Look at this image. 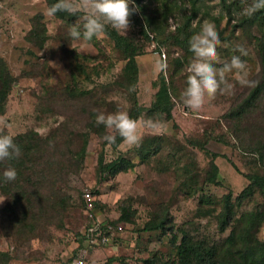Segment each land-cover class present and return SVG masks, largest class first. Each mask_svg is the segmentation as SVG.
<instances>
[{"label": "rangeland", "instance_id": "1", "mask_svg": "<svg viewBox=\"0 0 264 264\" xmlns=\"http://www.w3.org/2000/svg\"><path fill=\"white\" fill-rule=\"evenodd\" d=\"M162 1L134 0L135 11L129 18L130 27L125 35L143 48V52L135 56L137 103L148 107L152 102L159 86V73L177 93L170 97V118L151 113L148 116L141 114L136 120H164L170 125V134L154 135L141 128L143 139L138 147L129 148L122 140L112 149L110 145L102 144V137L87 130L81 113L75 111L66 118V112L60 106L64 98L61 89L75 82L78 87L94 90L90 100L97 105L98 114L128 111L129 98L115 84L120 79L124 60L112 41L106 35L93 37L88 51L80 52L69 36L74 24L82 25L80 15L65 22L47 15L44 0H0V58L14 78L0 111V120L5 122L3 130L11 136L27 130L45 136L62 122H68L73 134L86 132L74 139L75 144L83 140L85 143L78 173L67 178L65 192L71 195L69 202L72 203L67 221L60 228L47 225L19 250L13 237L7 235L0 224V252L8 254L6 264H68L80 244L79 235L87 218L111 228L105 243L89 247L84 264H148L144 262L148 258L171 264L175 258V245L169 241L172 234L176 236L175 244L182 232L192 238L217 242L222 235L214 229V214L221 205V196L230 192L233 199L248 183L249 174L261 175L264 180V153L259 156L256 152L243 151L241 146L245 141L234 134L235 123L222 118L260 80L261 67L254 45L257 32L242 14L245 0H226L233 2L229 14L219 0H199V10L190 20L191 28L196 24V33L205 20L216 25L222 42L217 49L222 62H230L233 55H240L239 48L246 51L247 55L241 59L246 62L248 79L253 82L251 86H241L234 74H229L232 91L218 94L198 112L187 108L182 99L184 76L194 54L189 63L171 73L170 58L178 56L179 50L161 45L156 48L151 38L153 34L148 31L146 38L139 31L138 22L144 24L143 13L149 14ZM175 1L185 8L189 6L188 0ZM37 15L45 34L40 46L26 37L32 19ZM165 23L171 30L175 25L174 18L168 16ZM160 24L164 25L161 21ZM74 46L76 49L72 48ZM158 61H166L165 72L157 71ZM262 82L264 84V77ZM101 84L107 85L105 91L99 88ZM261 110H264V88L259 110L246 114L240 122L250 138L259 141L264 137ZM104 132L110 134L105 127ZM101 149L105 161L120 155L134 162V167L114 176L101 174L99 178L95 174V161ZM211 162L217 167L216 184L205 179ZM84 191H89L91 200L94 199L98 206L91 203L87 211L78 205L77 192L83 194ZM0 200H3L0 201L1 208L4 204L2 195ZM120 202L133 211L132 222H113L119 215ZM160 203L171 216V231H142L140 227L150 217L153 206ZM256 207L264 208V191L254 188L235 211ZM256 236L264 240V218Z\"/></svg>", "mask_w": 264, "mask_h": 264}, {"label": "trees", "instance_id": "2", "mask_svg": "<svg viewBox=\"0 0 264 264\" xmlns=\"http://www.w3.org/2000/svg\"><path fill=\"white\" fill-rule=\"evenodd\" d=\"M46 7H50L57 0H44ZM199 0H188L189 6L185 8L183 4H177L175 0L162 1L161 5L151 9L149 14H144V24L139 23V31L147 38L148 31L151 32L152 39L158 46L174 47L179 50V55L170 58L172 72L180 69L184 63H189L192 52L189 49V40L196 33V27H190V20L199 10ZM219 3L229 14L233 2L219 0ZM140 10H143L140 8ZM205 13V11H203ZM69 15L66 12H58L56 19L71 22L78 17ZM168 16L174 18L175 25L169 30L166 25ZM39 15L32 19L31 28L26 37L31 43L40 46L45 39L44 26L38 22ZM245 19V18H244ZM246 20L256 28L257 36L254 37V45L257 49V56L260 63V80L254 84L247 94L237 102L233 108L222 115V118L235 123L234 134L240 135L245 144L241 146L243 151L256 152L263 155L264 137L258 139L250 138L246 129L241 127L240 122L246 114L254 110H259V100L264 88V10L258 11ZM164 23V25H161ZM105 35L112 41L115 49L122 55L124 64L121 68L120 79L115 84L127 95L130 101L128 114L133 119L151 113L161 114L164 119L170 118L172 101L170 97L174 93L172 85L165 83L163 76L159 73V86L154 94V99L148 107L141 106L136 101V75L137 66L135 56L143 52L142 45L135 43L126 35L118 33L116 30L107 27ZM169 68V66H168ZM187 74L184 76L183 89L186 88ZM14 78L9 73L4 61L0 58V111L9 88ZM106 84H101L99 88L105 91ZM92 88H82L75 85L61 89L63 99L60 102L61 110L68 115L75 111L83 115L84 123L88 131L95 133L98 137H104V125L96 124L97 105L91 101ZM94 98V97H93ZM260 116H264L261 110ZM79 133V132H78ZM73 134V130L68 122H62L56 129L50 131L45 136L38 135L35 131L27 130L13 135L15 143L21 149L18 157L5 161H0V195L4 197V204L0 208L1 227L7 235L13 237L16 249L27 243L29 239L39 235L45 230L47 225H54L60 228L63 222L69 217L68 210L72 203L69 202L71 195L66 191L67 178L70 174H77L82 161L84 151V140L75 144L74 139L83 136L86 132ZM246 133V134H245ZM3 134H7L3 130ZM8 135V134H7ZM122 141L116 135L115 143L103 141V145H110L115 149ZM134 162L117 155L109 161L104 160L103 151L96 155L95 174H115L126 171L134 167ZM8 168H14L17 176L13 181H6L3 173ZM217 167L214 163L209 164V173L206 180L211 183L216 181ZM248 183L232 199L231 193L227 192L221 196V205L214 214V229L222 235L220 240L207 241L203 238L196 239L181 233L179 241L175 244L174 234L171 235L170 242L174 246V260L171 264H264V240L258 239L256 232L264 218V208H254L251 210H241L236 212L242 200L248 198L253 189L264 191V180L257 174L247 175ZM78 205L85 208L82 193L77 192ZM94 204L95 200L90 201ZM98 206V203L94 204ZM154 210L149 213V218L143 222L140 229L142 231L159 230L161 233L171 231V216L164 204H156ZM119 215L113 222H132L131 214L124 202L118 205ZM87 217V216H86ZM87 223H91L87 218ZM112 222V223H113ZM3 224V226H2ZM102 224V223H101ZM103 228V226L101 225ZM83 237L79 235L81 244ZM78 244V246L80 245ZM77 248V247H76ZM9 256L6 252H0V264H6ZM148 264H165L166 262H156L154 258L144 260Z\"/></svg>", "mask_w": 264, "mask_h": 264}, {"label": "clouds", "instance_id": "3", "mask_svg": "<svg viewBox=\"0 0 264 264\" xmlns=\"http://www.w3.org/2000/svg\"><path fill=\"white\" fill-rule=\"evenodd\" d=\"M261 10H264V0H245L242 14L252 17ZM134 11V0H57L47 8V15L52 17L58 12H66L72 16L80 14L83 23L74 24L69 30V36L79 46L80 52L85 53L93 37L100 38L105 35L107 27L125 35L130 27L129 18ZM193 27H196L195 23ZM221 44L216 25L207 20L203 21L199 31L189 40V49L194 58L187 67V86L182 93V99L183 104L193 112L200 111L205 103L215 99L218 94L232 91L229 74H234L235 80L241 86L253 84L248 79L246 62L241 59V56L247 55L246 51L237 49L240 55H233L230 62L224 63L217 51ZM72 48L76 49L75 46ZM218 64L221 65L219 68L216 67ZM166 69V61L157 62L158 72H165ZM95 122L110 130V134L105 135L103 140L110 144L115 143L116 135H119L129 148L140 145L143 139L141 128L150 130L154 135H167L171 131L170 125L164 120L149 118L138 121L123 110L110 114L99 113ZM4 126L5 122L0 120V161L16 158L21 153L14 137L3 134ZM3 176L6 181H13L17 173L14 168H8Z\"/></svg>", "mask_w": 264, "mask_h": 264}, {"label": "built area", "instance_id": "4", "mask_svg": "<svg viewBox=\"0 0 264 264\" xmlns=\"http://www.w3.org/2000/svg\"><path fill=\"white\" fill-rule=\"evenodd\" d=\"M82 197L85 201L86 210H90L92 205L89 191H84ZM88 216L90 217V214ZM101 225L98 221H92L89 225L83 227L80 233L83 237L82 243L77 246L68 264H84L89 247L92 245H101L107 241V235L110 232L109 229L111 226L105 225L102 228Z\"/></svg>", "mask_w": 264, "mask_h": 264}]
</instances>
